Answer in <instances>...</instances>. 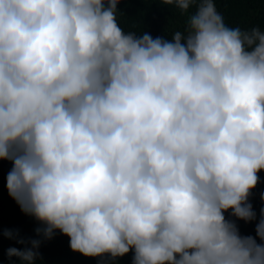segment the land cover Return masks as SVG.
I'll return each instance as SVG.
<instances>
[{
	"label": "clouds",
	"instance_id": "obj_1",
	"mask_svg": "<svg viewBox=\"0 0 264 264\" xmlns=\"http://www.w3.org/2000/svg\"><path fill=\"white\" fill-rule=\"evenodd\" d=\"M123 0H0V161L40 239L10 264L74 253L132 264H264V29L214 0H161L171 39L126 32ZM231 213L234 220L226 219ZM236 220L256 221V237ZM258 237V240H257Z\"/></svg>",
	"mask_w": 264,
	"mask_h": 264
},
{
	"label": "trees",
	"instance_id": "obj_2",
	"mask_svg": "<svg viewBox=\"0 0 264 264\" xmlns=\"http://www.w3.org/2000/svg\"><path fill=\"white\" fill-rule=\"evenodd\" d=\"M214 2L218 12L230 27L264 29V0H214ZM118 9L122 13L118 15V22L126 32L140 35L148 31L153 38L171 39L175 31H184L186 28V16L181 15L175 8L161 7V0H123ZM11 168V162L0 161V264H10L7 255L9 248L23 250L24 247L15 240L7 239L4 235L6 230L19 231L25 240L40 239L36 235V229L40 225L33 218L24 215L8 194L7 175ZM259 177L260 182L250 198L257 221L261 210L264 209V171L259 173ZM225 216L228 220L235 219L230 212ZM236 223L241 235L256 237V221L246 223L236 220ZM39 251L44 264H117L111 257L92 259L74 253L69 246V238L60 233H56L50 241H42ZM133 254L129 253L119 259L118 264H132Z\"/></svg>",
	"mask_w": 264,
	"mask_h": 264
}]
</instances>
